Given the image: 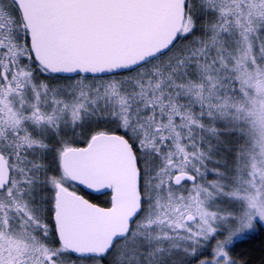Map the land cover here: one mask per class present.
I'll return each mask as SVG.
<instances>
[{
    "label": "snow or ice",
    "instance_id": "6c2138e0",
    "mask_svg": "<svg viewBox=\"0 0 264 264\" xmlns=\"http://www.w3.org/2000/svg\"><path fill=\"white\" fill-rule=\"evenodd\" d=\"M0 264H264V0H0Z\"/></svg>",
    "mask_w": 264,
    "mask_h": 264
},
{
    "label": "trees",
    "instance_id": "16d2710c",
    "mask_svg": "<svg viewBox=\"0 0 264 264\" xmlns=\"http://www.w3.org/2000/svg\"><path fill=\"white\" fill-rule=\"evenodd\" d=\"M259 244H260V240L257 239V240L254 242V245H255L256 247H259Z\"/></svg>",
    "mask_w": 264,
    "mask_h": 264
}]
</instances>
